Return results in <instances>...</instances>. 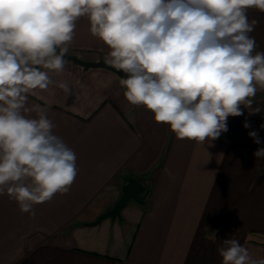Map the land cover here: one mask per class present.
Instances as JSON below:
<instances>
[{"label":"crops","instance_id":"crops-1","mask_svg":"<svg viewBox=\"0 0 264 264\" xmlns=\"http://www.w3.org/2000/svg\"><path fill=\"white\" fill-rule=\"evenodd\" d=\"M247 11L260 21L250 33L255 51H264V13ZM68 48L87 62L105 61L110 51L91 34L87 16L76 21ZM49 76L70 92L53 83L29 95L28 106L48 110L54 134L76 154L78 173L67 194L33 205L34 217L0 195V264H222L217 247L227 238L264 259V170L257 171L264 160L253 155L264 147V89L250 98L260 113L244 109L228 117L227 132L200 143L177 139L145 106L130 104L110 70L67 62ZM252 130L260 145L248 136ZM128 177L143 182L145 203L132 200L121 220L87 226L114 207Z\"/></svg>","mask_w":264,"mask_h":264},{"label":"clouds","instance_id":"clouds-1","mask_svg":"<svg viewBox=\"0 0 264 264\" xmlns=\"http://www.w3.org/2000/svg\"><path fill=\"white\" fill-rule=\"evenodd\" d=\"M248 9L264 13V0H0V195L34 217L33 205L67 194L76 179L75 152L28 99L53 83L70 92L49 71H64L78 18L110 49L105 62L127 74L126 100L177 139L203 143L228 131V117L262 111L250 99L264 89V51L250 36L260 21ZM248 136L262 143L257 131ZM253 155L264 160V147ZM217 253L222 264H264L235 238Z\"/></svg>","mask_w":264,"mask_h":264},{"label":"water","instance_id":"water-1","mask_svg":"<svg viewBox=\"0 0 264 264\" xmlns=\"http://www.w3.org/2000/svg\"><path fill=\"white\" fill-rule=\"evenodd\" d=\"M65 59L67 62H73L77 65L83 66L85 69L90 68H104L118 74L121 78H126L127 74L122 71L116 70L108 65L105 61L100 62H87L80 59L77 56L66 55ZM145 192V186L143 182L135 177H128L126 184L122 188V195L119 200L115 203L114 207L109 211L99 215L94 221L86 223L87 226H97L104 220H121L123 218L122 212L133 200L137 203L144 204L145 201L142 197Z\"/></svg>","mask_w":264,"mask_h":264},{"label":"rangeland","instance_id":"rangeland-1","mask_svg":"<svg viewBox=\"0 0 264 264\" xmlns=\"http://www.w3.org/2000/svg\"><path fill=\"white\" fill-rule=\"evenodd\" d=\"M100 227H102V224L97 226V228H100ZM89 228H96V227H89Z\"/></svg>","mask_w":264,"mask_h":264}]
</instances>
